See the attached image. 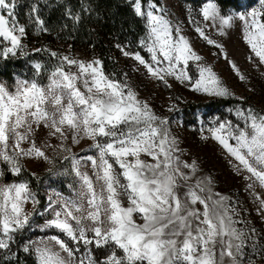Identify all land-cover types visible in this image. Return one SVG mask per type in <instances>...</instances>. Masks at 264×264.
<instances>
[{"label":"snow or ice","instance_id":"6c2138e0","mask_svg":"<svg viewBox=\"0 0 264 264\" xmlns=\"http://www.w3.org/2000/svg\"><path fill=\"white\" fill-rule=\"evenodd\" d=\"M128 2L144 33L114 46L134 61L133 71L169 92L167 113L183 99L171 94L175 84L240 101L227 115L201 121L200 138L226 150L264 220V107L237 95L158 0ZM17 8V0H0V60L24 57L32 72L0 80V264H24L21 253L34 264H264V228L243 215L239 200L216 190L196 158H185L173 128L181 122L157 112L127 72H107L98 56L73 54L71 45L64 52L47 45L26 51L29 26L38 36L52 30L39 0L27 24ZM92 11L84 0L79 11L66 6L61 31L70 21L74 32ZM187 23L243 82L249 76L214 38L238 33L247 61L264 77V0L240 10L201 0L187 6ZM32 53L48 59H30ZM36 163L48 165L51 176L71 175L69 194L49 187L42 203L33 187ZM37 229L41 235H33Z\"/></svg>","mask_w":264,"mask_h":264},{"label":"rangeland","instance_id":"374dc122","mask_svg":"<svg viewBox=\"0 0 264 264\" xmlns=\"http://www.w3.org/2000/svg\"><path fill=\"white\" fill-rule=\"evenodd\" d=\"M242 1L243 6L254 5L256 3V0ZM161 5L167 8L174 17L184 22L185 32L194 41L196 50L206 58L208 63L215 66V70L224 76L227 83L234 89L238 96L242 95L246 98V104H250L257 109L264 107V77H261L247 61L246 55L249 50L238 33H232L227 38L213 35L214 38L225 44L230 57L234 59L241 70L249 76V79L243 82L239 81L231 71L230 66L226 64L223 56L217 57L213 55L214 52H217V49L197 39L195 32L190 29L187 23V6L191 5L195 9L192 3L184 0H161ZM30 50L31 48L29 46L26 51ZM76 55L82 57L93 56V54L86 52L77 53ZM112 62L113 68L109 73L115 72L122 77V73L127 72L130 81L137 86L140 96L142 98H149L157 112H163L169 115L172 120L181 122L182 127L177 128L173 125V128L182 141L181 146L187 150L188 155L185 158H196L203 170V174L213 177L217 185L216 190L231 195L234 200H239L241 206L247 209L243 215H245L257 229L264 228V220H261L256 213L252 198L245 190V181L241 176L235 173L233 167L229 164V160L232 158L215 140H201L199 133L201 121H204L205 125H207L210 118L227 115L226 109L233 107L240 101L235 98H211L195 94L183 86L175 84V88L171 94L180 95L183 99L176 102L179 109L178 111L167 113L164 105L169 102L167 100L169 92L162 84L158 81L147 79L143 74V70L140 72L133 71L132 66L134 61L123 57L120 51L119 54H116L113 58ZM249 89L252 90L249 91ZM216 100H231L237 103L222 109L220 112H216L212 111L210 107V104ZM231 118L234 119V117ZM233 162L235 163V161ZM30 167L37 172L40 178L38 186L41 189L44 200L46 199V191L49 187L62 191L66 195L69 194L67 185L73 180L71 175L51 176L46 171L48 165L44 163L31 164ZM56 168L60 169L61 165L57 164ZM37 223H43V220L37 219ZM33 235L38 236L41 235V233L37 229Z\"/></svg>","mask_w":264,"mask_h":264},{"label":"trees","instance_id":"16d2710c","mask_svg":"<svg viewBox=\"0 0 264 264\" xmlns=\"http://www.w3.org/2000/svg\"><path fill=\"white\" fill-rule=\"evenodd\" d=\"M190 2L197 8L201 0H184ZM37 0H17V14L20 23L27 24V16L31 4ZM90 4L93 11L82 14V19L76 30L69 29L61 31L60 26L66 22L65 7L71 6L73 11H79L81 0H39V15L45 20L46 25L52 30L51 34L36 35L33 27H28V38L26 43L30 48H38L47 45L49 48L64 52L68 45L72 46L73 54L86 52L100 57L104 61L105 70L112 71L113 58L119 54L114 46L117 42L127 43L129 40L136 42L144 33L143 21L136 17L128 0H84ZM161 4V0H158ZM224 8H236L240 10L243 6L242 0H220ZM71 34L72 38H69ZM94 45V47H93ZM145 54V53H142ZM30 59L47 60V53L31 54ZM27 72L31 75L32 68L24 57L0 60V80L12 81L14 75H22ZM237 103L231 100H216L210 104L212 111H221L228 106ZM11 179V177H9ZM33 187L39 192L42 202L40 187L33 179ZM24 264H34L31 257L21 253Z\"/></svg>","mask_w":264,"mask_h":264}]
</instances>
